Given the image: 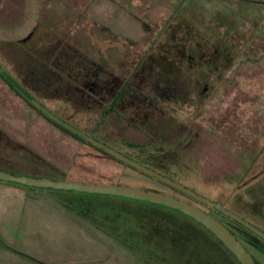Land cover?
<instances>
[{
  "label": "rangeland",
  "instance_id": "1",
  "mask_svg": "<svg viewBox=\"0 0 264 264\" xmlns=\"http://www.w3.org/2000/svg\"><path fill=\"white\" fill-rule=\"evenodd\" d=\"M38 62L47 81L25 75ZM0 66L124 155L177 151L178 180L264 230V0H0ZM0 129L70 179L137 183L1 79ZM29 187L0 180V264H141L95 212Z\"/></svg>",
  "mask_w": 264,
  "mask_h": 264
},
{
  "label": "trees",
  "instance_id": "2",
  "mask_svg": "<svg viewBox=\"0 0 264 264\" xmlns=\"http://www.w3.org/2000/svg\"><path fill=\"white\" fill-rule=\"evenodd\" d=\"M243 1L253 2L254 0ZM234 27L237 35L239 37L243 36L238 25H235ZM31 38L16 41L15 43L20 44V46L23 47L22 49L16 48L18 49L17 51L28 50V43ZM245 45L246 42L241 43V41L238 40L237 47L239 51ZM69 61L70 59L67 58L66 62L68 63ZM41 69L39 62L35 63L25 75H27L32 82H37V80L42 81L44 78L45 81H47L44 74L45 71H41ZM52 77L53 79H56V77L52 75L49 76V79ZM0 79L16 95L22 98L27 105L42 114L55 126L67 132L77 141L90 146L96 152L121 163L124 167L129 169L134 175V179L137 183L122 182L119 180L100 181L97 179H70L66 177L59 168L48 162L41 155L33 152L24 144L14 140L2 129H0V170L13 174H24L34 177L132 186L173 196L198 207L220 221L243 244L246 250L252 255L255 262L261 264L260 259L254 255V252L260 254L262 258L264 257V240L250 229L237 220L225 215L214 206L201 201L182 189L163 181L148 172L132 166L122 158L94 144L86 138V136L93 137L92 135L85 134L65 120L56 118L52 114L50 115V112L44 109L42 104L36 100L33 94L28 92L19 81L1 66ZM112 111H114V109L109 106L102 111L100 118ZM60 121H63L64 123ZM99 142L103 143L102 141ZM121 143L129 148L137 149L139 152L133 156L125 155L128 158L195 191L193 187L184 181L178 180L179 176L170 170L172 164H174L176 158H178L177 151L158 148L150 142L141 145L135 142L122 140ZM147 146L150 147L149 151L145 150ZM17 185L23 186L21 184ZM29 188L48 190L51 192L62 191L64 194H61V199L64 201L69 200L68 198L72 197L73 201L76 203L74 204V207L78 212L83 214L90 211L95 212L99 217L98 223L106 225L99 227L114 239L125 245L128 250H131V253L138 257L141 264H240L236 257L223 245V243L204 226L198 224L193 219L183 215L175 209L155 203L119 196L66 191L52 188ZM211 200L223 205L219 200ZM241 217L246 219L243 216ZM257 227L264 232L261 227Z\"/></svg>",
  "mask_w": 264,
  "mask_h": 264
},
{
  "label": "water",
  "instance_id": "3",
  "mask_svg": "<svg viewBox=\"0 0 264 264\" xmlns=\"http://www.w3.org/2000/svg\"><path fill=\"white\" fill-rule=\"evenodd\" d=\"M60 122L64 123L63 121ZM86 138L94 144L109 151L110 153L122 158L132 166L137 167L145 172H148L162 179L163 181H166L182 189L183 191L191 194L192 196L200 199L201 201L214 206L216 209H218L225 215L240 222L242 225L250 229L252 232L257 234L264 240V232L261 229L253 225L248 220L242 218L238 214L226 209L221 203L208 199L198 194L197 192L181 185L175 180L163 174H160L154 170H151L147 166L128 158L127 156L99 142L93 137L86 136ZM0 180L39 188H52L66 191L88 192L93 194L119 196L123 198L146 201L150 203L159 204L161 206L169 207L171 209L179 211L183 215L188 216L198 224L204 226L210 233H212L217 239H219L223 243V245L236 257L240 264H257L252 255L243 246V244L220 221L212 217L210 214L199 209L198 207L170 195L132 186L113 185L101 182H80L62 179H51L46 177H34L24 174H13L3 170H0Z\"/></svg>",
  "mask_w": 264,
  "mask_h": 264
},
{
  "label": "flooded vegetation",
  "instance_id": "4",
  "mask_svg": "<svg viewBox=\"0 0 264 264\" xmlns=\"http://www.w3.org/2000/svg\"><path fill=\"white\" fill-rule=\"evenodd\" d=\"M110 105V104H109ZM109 107V106H108ZM108 107H106V108H108ZM106 108H104V109H106ZM51 115V114H50Z\"/></svg>",
  "mask_w": 264,
  "mask_h": 264
}]
</instances>
